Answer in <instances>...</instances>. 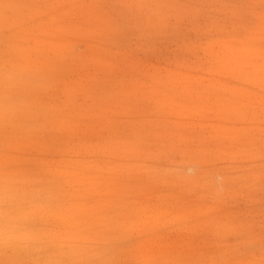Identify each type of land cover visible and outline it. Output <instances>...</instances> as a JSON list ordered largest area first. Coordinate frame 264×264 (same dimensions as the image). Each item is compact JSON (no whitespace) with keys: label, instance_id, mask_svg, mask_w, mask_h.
<instances>
[{"label":"rangeland","instance_id":"obj_1","mask_svg":"<svg viewBox=\"0 0 264 264\" xmlns=\"http://www.w3.org/2000/svg\"><path fill=\"white\" fill-rule=\"evenodd\" d=\"M0 264H264V0H0Z\"/></svg>","mask_w":264,"mask_h":264},{"label":"bare ground","instance_id":"obj_2","mask_svg":"<svg viewBox=\"0 0 264 264\" xmlns=\"http://www.w3.org/2000/svg\"><path fill=\"white\" fill-rule=\"evenodd\" d=\"M150 118V117H149ZM50 226V225H49ZM57 250V249H56ZM89 253V252H88Z\"/></svg>","mask_w":264,"mask_h":264}]
</instances>
